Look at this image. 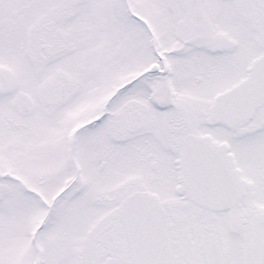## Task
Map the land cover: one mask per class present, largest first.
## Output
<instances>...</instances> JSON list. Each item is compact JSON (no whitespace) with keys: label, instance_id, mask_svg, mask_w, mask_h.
I'll list each match as a JSON object with an SVG mask.
<instances>
[{"label":"snow or ice","instance_id":"obj_1","mask_svg":"<svg viewBox=\"0 0 264 264\" xmlns=\"http://www.w3.org/2000/svg\"><path fill=\"white\" fill-rule=\"evenodd\" d=\"M0 264H264V0H0Z\"/></svg>","mask_w":264,"mask_h":264}]
</instances>
